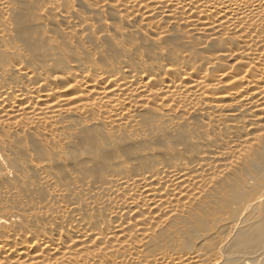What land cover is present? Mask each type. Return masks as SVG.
<instances>
[{"label": "bare ground", "instance_id": "obj_1", "mask_svg": "<svg viewBox=\"0 0 264 264\" xmlns=\"http://www.w3.org/2000/svg\"><path fill=\"white\" fill-rule=\"evenodd\" d=\"M0 206V264H264V0H0Z\"/></svg>", "mask_w": 264, "mask_h": 264}, {"label": "rangeland", "instance_id": "obj_2", "mask_svg": "<svg viewBox=\"0 0 264 264\" xmlns=\"http://www.w3.org/2000/svg\"><path fill=\"white\" fill-rule=\"evenodd\" d=\"M27 3V2H26ZM26 3H23V5H25V6H28L27 8L25 7V6H23V5H21V6H23V8L22 7H20V11H19V15L17 14V18H16V20H15V28H17V29H19V28H21L23 25H25L27 22H32L33 21V17H35V14H34V11L35 10H37L36 8V6L34 5V3H31L30 1L26 4ZM34 8H35V10H34ZM28 9V10H27ZM82 11H84V12H86V10H84L83 8L82 9H80V13H82L83 14V12ZM24 12V13H23ZM31 13H33V14H31ZM17 20L19 21L20 20V22H17ZM22 20V21H21ZM24 22H25V24H24ZM21 24H23V25H21ZM22 29V28H21ZM61 38H59V40H60ZM146 43H147V41H146ZM148 47L150 46V44H148L147 45ZM151 47V46H150ZM155 47H153V49H154ZM234 76H238V74L237 73H235V75ZM26 138H28V139H30L33 143H36L37 142V139H36V136L35 135H33V134H28L27 135V137ZM13 141H15V142H17V141H19V139L21 140V138L19 137V138H17L16 136H14V137H12L11 138ZM15 142L13 143V144H15ZM44 148V149H43ZM40 147L39 149H37V151H39V154H41V155H43L44 156V154L46 153V151H45V153H44V150H47L48 148H45V147ZM57 158V155H54L53 157H52V160L54 161V159H56ZM9 207L8 206H0V216H4L5 214V212L4 211H6L7 209H8Z\"/></svg>", "mask_w": 264, "mask_h": 264}]
</instances>
